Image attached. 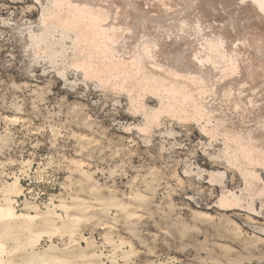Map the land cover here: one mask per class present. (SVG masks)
<instances>
[{
  "label": "rangeland",
  "instance_id": "1",
  "mask_svg": "<svg viewBox=\"0 0 264 264\" xmlns=\"http://www.w3.org/2000/svg\"><path fill=\"white\" fill-rule=\"evenodd\" d=\"M67 1L0 0V203L3 199L2 189L11 183L12 177L15 176L21 178L23 185L22 194L13 197L16 200L15 207L20 213L27 203L37 206L41 212H46L48 210L46 206L51 200L59 205L60 198L67 202L75 196L87 198L86 191L89 183L81 180L75 168L77 162H83L84 169L91 174L97 189L103 195L107 196L108 191L112 190L118 200L128 204L130 197L141 194L145 201L137 212V217L133 219H127L124 212L114 207L105 214H99L98 211L93 210L88 215H93V218L85 219L80 223L74 236L57 235L51 240L43 237L33 249L34 252H43L54 246L61 255L70 257L85 248L88 254L95 255L89 261L101 264H112L113 257H117L122 262L125 252L129 253V262L132 264H264V100H262L264 99V67H262L264 66V12L258 11L249 0H226L227 4L224 3L225 0H197V2L196 0H130L129 3L127 2L129 0H114L117 1L116 7L119 5L118 7L124 12L128 13L127 10H130L131 15H137L133 18L130 14H123L124 12L121 9L118 10V7L115 10L120 12L116 15L122 13L118 16L112 15L114 12L112 4H115L113 0H108L109 3L103 0V4L101 1L99 3V0H89L91 6L95 3L92 9L89 7L88 0ZM71 2L75 3L72 5ZM105 2L109 6L104 4ZM68 4L78 6L85 11L91 10L90 12L96 15L104 10L106 13H102V17L103 14L104 17L108 14L110 19L106 16L105 20L103 17L104 25L102 22L100 25L104 28L112 25L106 27L108 29H111L113 25L116 27L112 28L113 34L115 31L119 33L118 36L116 33L113 35L115 45L112 41L108 43L101 37L102 26L99 27L100 25H97L100 29L98 30L97 27L96 34H99L97 38L102 40L96 38L98 41L94 44L95 47H92L93 51L91 48L82 46V43L85 44L79 41L75 30H69L64 34L60 27L56 28L57 24L53 19L47 17L48 11L56 12L59 9L61 12H69L71 6H66ZM47 7L48 10H46ZM96 8H100L102 12ZM68 15L73 16L70 13ZM111 15L115 19L120 16L122 18L116 21ZM124 15L130 19L124 18ZM48 18L54 25H51ZM123 18L130 21H125ZM42 19L49 20V25ZM81 19L82 22L78 20L83 24L86 20ZM108 20L116 21L114 22L116 25L113 22L109 24ZM139 20L143 22V24L140 22V26ZM127 23L129 26L126 25ZM143 29L147 34L141 33ZM43 32L52 35L50 39L56 44L54 49L48 50L44 44L37 45L33 40L34 36ZM121 32L131 36L129 40L136 37L135 40L133 39L135 42L129 41L136 44L134 50L128 42L127 35L122 34L124 38L127 36L126 40L119 37ZM112 33L109 32V35ZM143 34L147 39L143 37ZM138 35L145 40V44L141 42L142 47L138 42L141 39ZM206 35L208 37L212 35L209 38L216 41L227 40L224 44L227 50L226 58L222 60L224 63L214 58L212 62H207L206 48L213 40L207 39ZM117 37L119 40H116ZM99 41L104 42V46L103 42L100 43L103 48L97 44ZM118 41H123L124 46H117L121 44ZM148 41L151 44L146 45ZM187 41H190L189 45ZM152 43L154 47L151 46ZM105 44L111 45H106L110 48L107 49ZM201 45L204 47L202 48ZM81 47L83 48L80 50ZM113 47H116L117 51L121 48L124 52L113 53L115 51L111 50ZM123 47L128 49L127 52L131 48L136 54L137 49L142 48L140 50L142 53L139 52L140 56H138L143 58H140L141 61L139 58L135 60L134 57H138L135 53L126 57L127 52ZM146 48L150 60L148 56L146 57V52H143L147 50ZM104 49L109 55L113 53V56H109ZM59 50L62 54L65 51V54H59ZM91 51L92 55L89 53ZM100 52L105 53L103 55ZM150 52L154 54L151 55ZM97 53H99L98 60ZM121 56L123 57L120 58ZM129 56L137 62L140 61L141 64L138 62L139 65H137L138 63H134ZM202 57H206L205 60ZM253 57L254 59L257 57L255 61ZM119 58L128 65L125 73L119 70L112 77L99 72L112 60L115 62L117 59V62H121L118 61ZM200 61L204 63L200 64ZM86 63L95 69L99 66L97 71L100 69L98 71L100 77L96 78L97 71L93 74L87 71ZM101 64L104 66L100 67ZM167 67L171 68L167 69ZM134 69H136L135 72L131 71ZM147 74L156 76L158 81L148 82ZM114 77L118 81H114ZM120 77H123L124 81ZM99 78L101 80H98ZM163 84L167 87L173 84L186 87L190 93L192 92L191 105L182 103L179 110L178 107L176 108L178 111H172L166 107L171 100ZM142 85H146L147 88ZM133 86L135 89L132 88ZM131 96L134 98L132 99ZM161 102L165 108H161L163 106ZM197 105L203 108V110L200 109L203 111L201 119L198 117L200 114L192 116ZM144 109L147 113H144ZM155 110L159 111L156 117L154 114L152 116ZM184 111L190 114L186 115ZM147 114L149 116L146 119ZM205 117L208 119L206 120ZM237 146L240 148L238 149ZM248 148L252 150L253 155L255 154L253 157ZM246 154H248L247 157H244ZM259 156L262 157L256 158ZM210 172H222L224 176L223 178L215 177ZM253 173L257 175V179H253ZM228 192L239 195L240 203L237 205L239 208L234 206L233 210L227 211V208L223 206L220 200L223 196L229 195ZM55 211L61 220H66L67 215L74 213L70 211L66 213L61 208ZM33 227L37 228L35 224ZM103 228L106 229L103 230ZM7 243L9 250L14 248L13 241ZM24 255V251H19L11 257L6 255L5 258L11 259L14 264H26ZM73 264L82 263L74 262Z\"/></svg>",
  "mask_w": 264,
  "mask_h": 264
},
{
  "label": "bare ground",
  "instance_id": "2",
  "mask_svg": "<svg viewBox=\"0 0 264 264\" xmlns=\"http://www.w3.org/2000/svg\"><path fill=\"white\" fill-rule=\"evenodd\" d=\"M56 1V0H55ZM60 1V0H59ZM69 1V0H68ZM67 1V2H68ZM71 1H74V0H71ZM82 1H84V0H82ZM89 1V0H88ZM88 1H86V2H88ZM103 1V0H99V3H101V2ZM106 1V0H105ZM108 1V0H107ZM114 1V0H113ZM164 1H166V0H164ZM193 1V0H192ZM218 1V0H217ZM222 1V0H221ZM246 1V0H245ZM250 1V3L253 5V6H255V8H257V10L258 11H260V12H264V0H249ZM248 1V2H249ZM63 2V1H62ZM61 2V3H62ZM66 2V1H65ZM64 2V3H65ZM76 2H77V0H76ZM95 2H97V1H95ZM104 2V1H103ZM103 2H102V4H103ZM110 1H108V3H109ZM119 3H120V1H118ZM124 2V1H123ZM128 3L130 2V0L129 1H127ZM196 2H197V0H196ZM199 2V1H198ZM206 2V1H205ZM207 2H209V1H207ZM242 2V1H241ZM55 3H57V2H55ZM55 3H53V5L55 4ZM58 3H60V2H58ZM60 3V4H61ZM64 3L62 4L63 6H64ZM72 3H75V2H71V4ZM88 3H90V1L88 2ZM87 3V5H89ZM114 3L115 4H112L114 7H113V9H114V12H116V10L120 7L119 5V7L117 8L116 7V3H117V1L115 2L114 1ZM118 3V4H119ZM126 3V2H125ZM187 3V2H186ZM224 3H226V0H225V2ZM224 3H223V5H224ZM228 3V2H227ZM226 3V4H227ZM235 3V2H234ZM95 4V3H94ZM94 4L92 3V6H91V3H90V5H89V7H91V9H92V7L94 6ZM101 4V5H102ZM104 4H106V5H108L106 2L104 3ZM182 4H184V3H182ZM203 4V3H202ZM220 4H222V3H220ZM230 4V3H229ZM232 4V3H231ZM244 4V3H243ZM59 5V4H58ZM61 5V6H62ZM73 5V4H72ZM72 5H70L71 6V8L69 9V12L68 11H63V12H61L59 9H58V11H54L53 9V11H48V16L47 15H45V16H47V17H49V18H51V19H53V21L57 24V27L56 28H58V27H60L61 29H62V31L61 32H63L64 34L65 33H67L69 30L70 31H72V30H75L76 31V33L78 34L77 36H78V38H79V41H82V42H84V44L85 45H83V43H82V46L84 47V46H86V47H88V48H91L92 49V47L94 46V44L96 43V41H98L97 39H99V38H97V36L99 37V34L97 35L96 33H97V25H100L101 24V22H102V19H103V17H104V14H103V17H102V13H106L104 10H103V12H102V10H101V14H98V15H96V14H94V12L92 13V12H90L91 10H84V9H80L78 6H72ZM75 5V4H74ZM87 5L85 6V7H87ZM111 5V6H112ZM121 5V4H120ZM126 5V4H125ZM125 5H124V7H125ZM165 5V4H164ZM198 5V4H197ZM222 5V6H223ZM239 5V4H238ZM249 4H247V6H248ZM66 6H69V4L68 5H66ZM69 6V7H70ZM82 5H80V7H81ZM105 5H103V7H104ZM109 6V5H108ZM211 6V5H210ZM212 6H213V4H212ZM211 6V7H212ZM220 6V5H219ZM219 6H218V8H219ZM221 6V7H222ZM250 6V5H249ZM53 7V6H52ZM72 7H74V8H72ZM76 7V8H75ZM97 7V6H96ZM116 7V8H115ZM121 7H122V5H121ZM127 7V6H126ZM185 7V6H184ZM194 7V6H193ZM199 7H200V5H199ZM217 7V6H216ZM226 7H227V5H226ZM232 7V6H231ZM236 7V6H235ZM245 7V6H244ZM244 7H242V8H244ZM251 7V6H250ZM54 8V7H53ZM59 8V7H58ZM61 8H64V7H61ZM81 8H84L83 6L81 7ZM95 8V7H94ZM112 8V7H111ZM129 8V7H128ZM127 8V9H128ZM151 8V7H150ZM188 8V7H187ZM50 9V8H49ZM67 9V8H66ZM65 9V10H66ZM86 9V8H85ZM97 10H99L98 8H96ZM107 9H109V8H107ZM116 9V10H115ZM121 8H119L118 10H120ZM125 9V8H124ZM126 9V10H127ZM189 9V8H188ZM207 9V8H206ZM212 9V8H211ZM211 9H209V10H211ZM224 9V8H223ZM225 9H227V8H225ZM229 9H231V8H229ZM234 9H236V8H234ZM254 9V8H253ZM45 10V9H44ZM46 10H48V7H47V9ZM64 10V9H63ZM112 10V9H111ZM122 10V9H121ZM140 11H141V9H139ZM138 10V11H139ZM184 10H186V9H184ZM201 10V9H200ZM219 10V9H218ZM233 10V9H232ZM239 10V9H238ZM244 10V9H243ZM248 10V9H247ZM95 11V10H94ZM123 12H124V10H122ZM127 11H129L130 12V10H127ZM135 11H137V10H135ZM134 11V12H135ZM213 11V10H212ZM222 11V10H221ZM45 12V11H44ZM95 12H98V11H95ZM112 13V15H116L117 13H119L118 11L116 12V13ZM127 13L126 11L123 13V14H126V15H128V14H130V13ZM133 12V11H132ZM185 12V11H184ZM228 12V11H227ZM241 12V11H240ZM70 13V14H72L73 16H70V15H68V14ZM122 13V12H121ZM120 13V14H121ZM186 13V12H185ZM201 13V12H200ZM207 13H208V11H207ZM215 13V12H214ZM213 13V14H214ZM223 12H221V14H222ZM233 13V12H232ZM236 13H238V12H236ZM120 14H118V15H120ZM144 14V13H143ZM206 14V13H205ZM209 14V13H208ZM111 15V16H112ZM118 15H116V16H118ZM126 15H124V18H129V17H125ZM131 15V14H130ZM229 15V14H228ZM257 15H258V13H257ZM108 17V14L106 15L105 14V17H104V19L106 18L107 19V17ZM133 16V14L130 16V17H132ZM137 16V15H136ZM136 16H133V18L134 17H136ZM203 16V15H202ZM207 16V15H206ZM234 16V15H233ZM261 16H262V14H261ZM44 17V16H43ZM210 17V16H209ZM236 17V16H235ZM48 18V19H49ZM81 18H84L86 21V23L84 22L83 24H81L80 23V21L82 20ZM109 18V17H108ZM112 18H114L113 16H112ZM122 17L120 16V18H117L116 17V19H121ZM123 18V19H124ZM139 18V17H138ZM142 18V17H141ZM140 18V19H141ZM144 18V17H143ZM187 18V17H186ZM185 18V19H186ZM204 18V17H203ZM207 18V17H206ZM222 18V17H221ZM241 18V17H240ZM249 18H251V17H249ZM262 18V17H261ZM78 19H80V21L78 20ZM105 19V20H106ZM110 19V18H109ZM115 19V18H114ZM115 19V20H116ZM130 19V18H129ZM229 19V18H228ZM242 19H243V17H242ZM248 19V18H247ZM255 19V18H254ZM259 19V18H258ZM43 21L44 20H46V19H42ZM50 20V19H49ZM48 20V21H49ZM105 20H103L104 22H105ZM118 20H116V21H118ZM125 21L126 20H128V19H124ZM123 20V21H124ZM183 20V19H182ZM188 20V19H187ZM220 20V19H219ZM235 20V19H234ZM253 20V19H252ZM47 21V20H46ZM48 21H47V23H48ZM84 21V20H83ZM109 21V20H108ZM116 21H112L113 23L115 22L116 23ZM128 21H130V20H128ZM127 21V22H128ZM142 21H143V19H142ZM142 21H140L139 20V26H140V22H142ZM145 21V20H144ZM186 21V20H185ZM191 21H192V18H191ZM190 21V22H191ZM215 21V20H214ZM50 23H51V20L49 21ZM82 22V21H81ZM88 22V23H87ZM110 22L111 21H109V24H110ZM111 22V23H112ZM190 22H188V23H190ZM222 22V21H221ZM220 22V23H221ZM225 22V21H224ZM234 22V21H233ZM248 22V21H247ZM262 22H263V20H262ZM112 23V24H113ZM114 23V24H115ZM133 23V22H132ZM135 23V22H134ZM182 23V22H181ZM187 23V22H186ZM207 23V22H206ZM227 23V22H226ZM231 23V22H230ZM243 23V22H242ZM244 23H246V22H244ZM102 24H103V22H102ZM108 24V23H107ZM120 24H121V22H120ZM125 24V23H124ZM142 24H143V22H142ZM141 24V25H142ZM217 24H219V23H217ZM223 24H225V23H223ZM47 25H49V23L47 24ZM51 25H54V24H52L51 23ZM104 25V24H103ZM106 25V24H105ZM116 25V24H115ZM117 25H118V23H117ZM126 25H128V23L126 24ZM179 25V24H178ZM183 24H181V26H182ZM204 25V24H203ZM210 25V24H209ZM220 25H222V24H220ZM102 25H100L99 27H101ZM110 26H112V25H110ZM109 25L108 26H105V28L102 26L101 27V29L98 27V30L100 29L101 30V32L100 31H98V33L100 32V34H101V37L102 38H104L105 40H107L108 41V43H110V41H112V44H114L115 45V42H113L114 41V39H115V37L113 36V35H116L117 34V32L115 31H113L114 32V34L112 33V28L114 27V25H113V27L110 29H108V28H106V27H110ZM121 26V25H120ZM129 26V25H128ZM133 26V25H132ZM138 26V25H137ZM184 26V25H183ZM190 26H191V23H190ZM214 26V25H213ZM232 26H234V25H232ZM248 26H251V25H248ZM118 27V26H117ZM188 27V26H187ZM197 27V26H196ZM196 27H195V29H196ZM217 27V26H216ZM221 27V26H220ZM258 28H259V26H257ZM48 28H51V27H48ZM53 28H55V27H53ZM59 28V29H60ZM114 28H116V27H114ZM113 28V29H114ZM118 28H120V27H118ZM123 28H125V26L123 25ZM132 28V27H131ZM140 28V27H139ZM179 28V27H178ZM177 28V29H178ZM214 28V27H213ZM218 28V27H217ZM241 28V27H240ZM244 28V27H243ZM252 28H254V27H252ZM252 28H250V29H252ZM263 28V27H262ZM261 28V29H262ZM60 29V30H61ZM126 29V28H125ZM127 29H129L128 27H127ZM176 29V30H177ZM198 29V28H197ZM237 29V28H236ZM242 29V28H241ZM249 29V30H250ZM48 30V29H47ZM111 30V31H110ZM123 30V29H122ZM122 30H120V31H122ZM130 30V29H129ZM205 30V29H204ZM212 30V29H211ZM215 30V29H214ZM226 30H228V29H226ZM238 30V29H237ZM132 31H134V30H132ZM135 31H136V29H135ZM134 31V32H135ZM179 31V30H178ZM206 31V30H205ZM204 31V32H205ZM216 31V30H215ZM233 31V30H232ZM247 31V30H246ZM253 31V30H252ZM50 32V31H49ZM109 32H111L112 34L111 35H109ZM134 32H131V33H134ZM201 32V31H200ZM216 32H218V31H216ZM221 32V31H220ZM248 32V31H247ZM263 32V31H262ZM116 33V34H115ZM124 33H125V31H124ZM141 33H145V30L143 29V31L141 32ZM232 33V32H231ZM52 34V33H51ZM119 34V33H118ZM118 34L116 35V36H118ZM122 32H121V34L119 35V37L121 36L122 37ZM134 34H136V33H134ZM134 34L132 35L133 37H134ZM145 34H147V33H145ZM145 34H143V37H144V35ZM181 34V33H180ZM183 34H184V32H183ZM196 34H198V33H196ZM218 34V33H217ZM225 34H226V32H225ZM233 34V33H232ZM240 34V33H239ZM250 34V33H249ZM69 35V34H68ZM76 35V34H75ZM125 35H127V34H125ZM124 34H123V36H125ZM130 35V34H129ZM137 35V34H136ZM172 35V34H171ZM185 35V34H184ZM199 35V34H198ZM213 35V34H212ZM211 35V36H212ZM219 35V34H218ZM223 35V34H222ZM222 35L219 37L220 39H221V37H222ZM236 35H237V33H236ZM251 35V34H250ZM128 36V35H127ZM126 36V37H127ZM141 36V35H140ZM139 35H138V37L139 38H141ZM170 36V35H169ZM207 36V35H206ZM211 36H209V37H211ZM231 36H233V35H231ZM242 36V35H241ZM262 36V35H261ZM52 37V35H50V34H48V33H46V32H43V33H41L40 35H38V36H34L33 37V40L35 41V43L37 44V45H41V44H44L45 45V47H46V49H48V50H52V49H54V46L56 45L55 43H53V41H51V38ZM65 37H67L66 35H65ZM64 36L62 37L63 39L65 38ZM76 37V36H75ZM125 37V38H126ZM129 37H131V36H128V42L130 41V42H132V40L134 39L135 40V38H130V39H132V40H129ZM146 37H149V35L147 36L146 35ZM208 36H207V39L209 38ZM246 37V36H245ZM51 38V39H50ZM97 38V39H96ZM123 39H125L124 37H122ZM122 38H120V39H122ZM138 38V39H139ZM145 38V37H144ZM143 38V39H144ZM169 38V37H168ZM171 38V37H170ZM169 38V39H170ZM204 38H205V36H204ZM263 38V37H262ZM101 39V38H100ZM99 39V40H100ZM118 39V37L116 38V40ZM122 39V40H123ZM142 39V38H141ZM141 39H139L140 41H138V40H136V41H138V42H140V44H141V42H143L144 44H145V40H141ZM145 39H147V38H145ZM150 39V38H149ZM206 39V40H207ZM210 39V38H209ZM225 39V38H224ZM244 39V38H243ZM102 40V39H101ZM115 40V41H116ZM119 40V39H118ZM126 40V39H125ZM133 40V41H134ZM162 40V39H161ZM165 40V39H164ZM187 40V39H186ZM210 40H213V39H210ZM215 40V41H214ZM213 41H210L209 42V44H208V46H207V53H208V55H207V62L208 61H211L212 60V58H214L215 60H220V61H222L224 58H226V56H225V54H226V49L224 48V44H225V42H227V40L225 41V42H223V40H218V41H216V39H214ZM246 40H247V38H246ZM75 41H77V40H75ZM74 41V42H75ZM150 41V40H149ZM149 41H148V43L146 44V45H148V44H151V43H149ZM184 41V40H183ZM183 41H182V43H183ZM200 41V40H199ZM204 41V40H203ZM235 41V40H234ZM33 42V41H32ZM59 42V41H58ZM101 42H103V41H101ZM100 41H99V43H97V44H99V47H101V45H100V43H101ZM119 43H121V44H118L117 46H119V45H122V42H120V41H118ZM129 42V44L130 45H132L133 47V50H134V48H135V45L134 44H132V43H130ZM135 42V41H134ZM151 42V41H150ZM163 42V41H162ZM167 42H169V40L167 41ZM176 42V41H175ZM185 42V41H184ZM188 42H190V41H187V44H188ZM192 42V41H191ZM208 42V41H207ZM247 42H249V41H247ZM246 42V43H247ZM255 42V41H254ZM260 42V41H259ZM262 42V41H261ZM124 43H125V45H126V41H124ZM143 43L141 44V46L140 47H142V45H143ZM176 43H178V42H176ZM182 43H181V45H182ZM205 43H206V41H205ZM229 43V42H228ZM237 43V42H236ZM253 43V42H252ZM103 44V46H104V42L102 43ZM117 44V43H116ZM128 44V43H127ZM155 44V43H154ZM170 44V43H169ZM190 44V43H189ZM188 44V45H189ZM203 45H204V43H202ZM251 44V43H250ZM256 44V43H255ZM58 45V44H57ZM108 46L109 44H105V46ZM130 45H129V47H130ZM138 45H139V43H138ZM176 45V44H175ZM184 45V44H183ZM228 45V44H227ZM234 45V44H233ZM236 45V44H235ZM234 45V46H235ZM244 45V44H243ZM76 46H77V44L75 45V49H76ZM96 46H98V45H96ZM106 46V47H107ZM109 46H111V45H109ZM116 46V47H117ZM122 46H124V45H122ZM121 46V47H122ZM152 47H154L155 45H153V43H152V45H151ZM172 46V45H171ZM179 46V45H178ZM192 46V45H191ZM200 46V45H199ZM206 46V45H205ZM62 47V46H61ZM83 47H81V48H79L80 50L83 48ZM85 47V48H86ZM95 47V46H94ZM115 47V48H116ZM137 48H138V46H136ZM145 47H147V46H145ZM149 47V46H148ZM168 47V46H167ZM201 47H202V45H201ZM204 47V46H203ZM202 47V48H203ZM227 47H229V46H227ZM239 47V46H238ZM244 47V46H243ZM251 47V46H250ZM44 48V47H43ZM101 48H103V47H101ZM100 48V50H102ZM108 48H110V47H107V49ZM115 48L113 47V48H111V50L112 49H114L115 50ZM120 48V47H119ZM123 48H125L126 49V47H123ZM144 48V47H143ZM176 48H178V47H176ZM195 48V47H194ZM201 48V49H202ZM245 48V47H244ZM253 48V47H252ZM56 49V48H55ZM77 49H78V47H77ZM76 49V50H77ZM95 50H97L96 48H94ZM99 49V48H98ZM147 49V48H146ZM152 48H150V50H151ZM154 49V48H153ZM198 49V48H197ZM199 49H200V47H199ZM231 49V48H230ZM255 49V48H254ZM62 50V49H61ZM61 50H59L60 52H59V54H61V55H63V54H65L64 52H63V54H62V51ZM80 50H78L79 52H80ZM85 50H87V49H85ZM100 50H98V51H100ZM105 50V49H104ZM119 50V49H118ZM127 50L128 49H126V52H127ZM133 50H131V48H130V53L129 52H127V53H125V54H127L126 55V57L129 55V54H131V56H132V53H135V51H133ZM138 50V51H137ZM136 51H137V56L139 55L140 56V54H139V52H140V50H142V48L139 50V49H137ZM149 50V51H150ZM155 50V49H154ZM159 50V49H158ZM173 50V49H172ZM174 50H175V48H174ZM195 50V49H194ZM247 50V49H246ZM258 50H260V49H258ZM78 51H77V53H78ZM90 51V50H89ZM92 51H93V49H92ZM92 51L91 52H89V53H91V55H92ZM105 51H107V50H105ZM117 50H115L113 53H115ZM119 51H123L124 52V50L123 49H121L120 48V50ZM119 51H117V52H119ZM132 51V52H131ZM148 49L147 50H143V52H146V57L148 56ZM163 51V50H162ZM186 51V50H185ZM191 51V50H190ZM206 51V50H205ZM253 51V50H252ZM57 52H58V50H57ZM84 52V51H83ZM87 52H88V50H87ZM111 53H112V51H110ZM122 52V53H123ZM168 52V51H167ZM177 52H179V51H177ZM196 52V51H195ZM232 52V51H231ZM238 52H239V50H238ZM243 52V51H242ZM256 52L258 53V51L256 50ZM263 52H264V50H263ZM54 53V52H53ZM74 53H76V51H74ZM89 53H87V54H89ZM104 53L105 52H100V54H103L104 55ZM107 53H108V51H107ZM113 53L112 54H110L111 56H113ZM140 53H142V52H140ZM151 53V52H150ZM159 53V52H158ZM180 53V52H179ZM179 53H177V54H179ZM204 53V52H203ZM202 53V54H203ZM228 53V52H227ZM245 53V52H244ZM249 53V52H248ZM57 54V53H56ZM79 54V53H78ZM81 54H82V52H81ZM94 54V53H93ZM117 54H120V53H117ZM117 54H115L116 56H117ZM152 54H154V52L153 53H151V55ZM157 54V53H156ZM161 54V53H160ZM164 54V53H163ZM170 54V53H169ZM188 54V53H187ZM205 54V53H204ZM230 54V53H229ZM98 55H99V53H97V60H98ZM108 55H109V53H108ZM109 55V56H110ZM114 55V56H115ZM121 55V54H120ZM135 55V56H136ZM141 55H145V54H141ZM168 55V54H167ZM194 55V54H193ZM198 55V54H197ZM250 55V54H249ZM260 55V54H259ZM76 56V55H75ZM85 56V55H84ZM116 56H115V58H116ZM131 56H129L130 58H131V60H133V58L131 57ZM139 56L138 57H134L135 58V60H138L137 58H139ZM153 56H155V55H153ZM180 56V55H179ZM183 56V55H182ZM200 56H201V54H200ZM203 56V55H202ZM228 56H230V55H228ZM245 56V55H244ZM80 57V59H81V55L79 56ZM87 57V56H86ZM85 57V58H86ZM89 57H91L92 58V56H89ZM93 57H95V54L93 55ZM123 56H121L120 58H122ZM125 57V56H124ZM151 57V56H150ZM162 57V56H161ZM193 57V56H192ZM248 57V56H247ZM90 58V59H91ZM100 58V57H99ZM118 58V57H117ZM119 58V59H120ZM140 58H143V56L142 57H140ZM139 58V59H140ZM153 58V57H152ZM163 58V57H162ZM166 58H168V57H166ZM172 58V57H171ZM171 58H170V60H171ZM178 58V57H177ZM183 58V57H182ZM197 58V57H196ZM203 58V57H202ZM206 58V57H205ZM205 58H203L204 60H205ZM230 58H232V57H230ZM257 58V57H256ZM255 58V59H256ZM79 59V58H78ZM77 59V62L79 61ZM93 59V58H92ZM95 60H96V58H94ZM110 59V58H109ZM148 59H149V56H148ZM164 59H165V57H164ZM174 59V58H173ZM213 59V60H214ZM245 59V58H244ZM247 59H249V58H247ZM251 59V58H250ZM253 59H254V57H253ZM255 59H254V61H255ZM261 59V58H260ZM75 60V59H74ZM87 60L89 61V59L87 58ZM96 60V61H97ZM104 60H106V58L104 59ZM113 60H115L114 58H113ZM113 60H112V62L111 63H109L108 65H105L106 63H104V68L102 69L101 68V70L99 71L100 73L102 72V73H106L107 74V76L109 75V76H112L113 77V75H115L116 73H118V71L120 70L121 72H124L125 70H126V67H128V65H125V63H123L122 61L123 60H118V61H121V62H117V59H116V61L115 62H113ZM125 60V59H124ZM135 60H133L134 61V63H136L137 61H135ZM150 60V59H149ZM179 60V59H178ZM194 60H196V59H194ZM199 60H200V57H199ZM84 61V60H83ZM82 61V62H83ZM92 61H94V60H92ZM91 61V62H92ZM126 61V60H125ZM128 61V60H127ZM130 61V60H129ZM132 61V62H133ZM140 61H141V59H140ZM140 61H138L139 63H140ZM148 61V60H147ZM166 61V60H165ZM181 61V60H180ZM183 61V60H182ZM187 61V60H186ZM250 61V60H249ZM260 61V60H259ZM263 61V60H262ZM77 62H75V63H77ZM99 62H100V60H99ZM99 62H98V64H99ZM102 62H105V61H102ZM137 62V63H138ZM153 62H154V59H153ZM156 62V61H155ZM158 62V61H157ZM167 62V61H166ZM201 62H203V61H200V64H201ZM212 62V61H211ZM223 62V61H222ZM231 62V61H230ZM248 62V61H247ZM88 63V62H87ZM86 63V67L83 65V67H85L86 68V70L87 71H89V72H91L92 74H93V72H95L96 73V71H97V69L99 68V66H98V64H97V66H98V68L97 69H95V68H93V66L92 65H88ZM131 63V62H130ZM136 63V64H137ZM139 63L137 64V65H139ZM143 63V62H142ZM160 63V62H159ZM164 63V62H163ZM172 63V62H171ZM176 63V62H175ZM178 63V62H177ZM181 63V62H180ZM183 63H184V61H183ZM199 63V62H198ZM204 63V62H203ZM202 63V64H203ZM216 63V62H215ZM219 63V62H218ZM224 63V62H223ZM226 63V62H225ZM74 64V63H73ZM84 64V63H83ZM103 64V63H102ZM102 64L100 65V67H103L102 66ZM136 64H134L135 66H136ZM141 64V63H140ZM150 64V63H149ZM186 64V63H185ZM193 64V63H192ZM232 64H233V61H232ZM253 64V63H252ZM260 65H261V63H259ZM76 65H78V63L76 64ZM154 65V64H153ZM162 65V64H161ZM173 65H174V63H173ZM172 65V66H173ZM189 65H191V64H189ZM195 65V64H194ZM199 65V64H198ZM217 65V64H216ZM225 65V64H224ZM231 65V64H230ZM244 65V64H243ZM246 65V64H245ZM95 67H96V65H94ZM144 65L142 64V67H143ZM147 66V65H146ZM162 66H164V65H162ZM167 66V65H166ZM171 66V67H172ZM192 66V65H191ZM202 66V65H201ZM204 66V65H203ZM218 66H219V64H218ZM217 66V67H218ZM220 66H221V63H220ZM248 66V65H247ZM246 66V67H247ZM77 67V66H76ZM83 67H81L82 69H83ZM138 67H141V66H138ZM170 67V68H171ZM175 67H176V65H175ZM195 67H197V66H195ZM199 67V66H198ZM209 67V66H208ZM222 67V66H221ZM232 67V66H231ZM241 67H244V66H241ZM240 67V68H241ZM249 67V66H248ZM262 67H264V66H262ZM81 68H79L80 70H81ZM144 69H145V67H143ZM157 68H158V66H157ZM156 68V69H157ZM160 68V67H159ZM163 68V67H162ZM165 68V67H164ZM163 68V69H164ZM169 67H167V69H168ZM169 68V69H170ZM174 68V67H173ZM172 68V70H174ZM191 68V67H190ZM206 68V67H205ZM234 68V67H233ZM78 69V68H77ZM155 69V70H156ZM177 69H178V67H177ZM222 69V68H221ZM225 69V68H224ZM223 69V70H224ZM130 70V69H129ZM135 70L136 69H134V70H131V71H134L135 72ZM138 70V69H137ZM159 71H161L160 69H158ZM186 69H184V71H185ZM194 70V69H193ZM192 70V71H193ZM212 70H213V68H212ZM211 70V71H212ZM247 70V69H246ZM246 70H244V71H246ZM259 70V69H258ZM97 71V76H96V78L97 77H100V76H98L100 73ZM147 71H148V69H147ZM146 71V72H147ZM171 71V70H170ZM200 71V70H199ZM205 71V70H204ZM219 71H220V69H219ZM219 71H218V73H219ZM243 71V72H244ZM252 71V70H251ZM126 72V71H125ZM124 72V73H125ZM142 72V71H141ZM168 72V71H167ZM178 72V71H177ZM176 72V73H177ZM196 72H198V71H196ZM203 72V71H202ZM226 72V71H225ZM249 72V71H248ZM260 72V71H259ZM85 73H87V72H85ZM123 73V74H124ZM128 73V72H127ZM127 73H126V75H127ZM131 73V72H130ZM129 73V74H130ZM185 73V72H184ZM187 73V72H186ZM190 73V72H189ZM222 73V72H221ZM91 74V75H92ZM106 74H104V75H106ZM122 74V75H123ZM132 74V73H131ZM130 74V75H131ZM140 74V73H139ZM172 74H173V72H172ZM180 74V73H179ZM205 75H206V73H204ZM246 74V73H245ZM244 74V75H245ZM259 74V73H258ZM262 74V73H261ZM89 75H90V73H89ZM90 75V76H91ZM96 75V74H95ZM102 75V74H101ZM141 75H142V73H141ZM143 75H145V74H143ZM148 75V74H147ZM150 75V74H149ZM148 75V78H146L147 79V81L148 82H157L158 81V78L156 77V76H149ZM153 75V74H152ZM174 75V74H173ZM173 75H171V76H173ZM190 75V74H189ZM198 75H199V73H198ZM203 75V74H202ZM87 76H88V73H87ZM128 76V75H127ZM126 76V78H128ZM131 76H133V74L131 75ZM136 76V75H135ZM137 76H138V74H137ZM140 76V75H139ZM146 76V75H145ZM177 76V75H176ZM184 76H186V75H184ZM220 76H222V75H220ZM228 76V75H227ZM92 77H94L93 75H92ZM106 76H104V78H105ZM141 77V76H140ZM188 77H192V76H188ZM212 77V76H211ZM115 78V77H114ZM114 78H112V79H114ZM123 78V77H122ZM121 77H120V79H122ZM130 78V77H129ZM134 79V77H131V79ZM171 78H173V77H171ZM195 78V77H194ZM193 78V79H194ZM199 78V77H198ZM205 78V77H204ZM216 78V77H215ZM242 78V77H241ZM257 78V77H256ZM118 79V78H117ZM124 79V78H123ZM122 79V80H123ZM136 79V78H135ZM176 79V78H175ZM210 79V78H209ZM214 79V78H213ZM239 79V78H238ZM263 79V78H262ZM98 80H101L100 78L98 79ZM103 80V79H102ZM105 81H106V78L104 79ZM116 80V78L114 79V81ZM232 80V79H231ZM241 80V79H240ZM244 80V79H243ZM242 80V81H243ZM250 80V79H249ZM104 81V82H105ZM116 81H118V80H116ZM121 81V80H120ZM124 81V80H123ZM123 81H122V83H123ZM130 81V80H129ZM198 81V80H197ZM220 81V80H219ZM233 81H235V80H233ZM259 81V80H258ZM162 82H164V81H162ZM192 82V81H191ZM236 82V81H235ZM116 83V82H115ZM128 83H130V82H128ZM152 83V84H153ZM164 83H166V81L164 82ZM185 83V82H184ZM225 83V82H224ZM239 83V82H238ZM242 83V82H241ZM252 83H254V82H252ZM103 84H105V83H103ZM120 84H121V82H120ZM125 85H126V83H124ZM160 84V83H159ZM169 84H171V82L169 83ZM215 84V83H214ZM227 84V83H226ZM234 84V83H233ZM235 84H237V83H235ZM247 84H249V83H247ZM107 85V84H106ZM105 85V86H106ZM151 85V84H150ZM160 85H162V84H160ZM164 85V84H163ZM222 85H224V84H222ZM251 85V84H250ZM253 86H254V84H252ZM127 86V85H126ZM143 87H145V88H147L146 87V85H142ZM157 86V85H156ZM165 87V91L166 92H168V94L167 95H169L168 96V98L171 100V102L170 103H168V105L166 106V107H168L169 109H171L172 111H178L179 110V107H181L180 105H182V103H183V105H184V103H185V105H186V103H188L187 105H191V100H193L192 99V92L190 93L187 89H186V87H178V85L176 86V85H170V86H168L167 87V85L165 84L164 85ZM182 86V85H181ZM189 86V85H188ZM202 86V85H201ZM238 86V85H237ZM253 86H252V88H253ZM258 86V85H257ZM114 87V86H113ZM136 87V86H135ZM149 87V86H148ZM158 88H159V86H157ZM208 87V86H207ZM216 87V86H215ZM218 87V86H217ZM232 87H235V86H232ZM125 88V87H124ZM132 88H134V86L132 87ZM144 88V89H145ZM157 88V89H158ZM163 88V87H162ZM163 88V89H164ZM201 88V87H200ZM205 88V87H204ZM214 88V87H213ZM229 88V87H228ZM127 89V88H126ZM129 89H131V87H129ZM128 89V90H129ZM135 89V88H134ZM137 89V88H136ZM149 89V88H148ZM155 89V88H154ZM156 89V90H157ZM219 89V88H218ZM222 89V88H221ZM121 90V89H120ZM138 90V89H137ZM147 90V89H146ZM150 90H152L151 89V86H150ZM162 90V89H161ZM205 89H203V91H204ZM217 90V89H216ZM223 90V89H222ZM228 90H230V89H228ZM227 90V91H228ZM127 91V90H126ZM143 92V91H142ZM146 92V91H145ZM152 92H153V90H152ZM155 92V91H154ZM200 92H202L201 90H200ZM199 92V93H200ZM224 92V91H223ZM234 92V91H233ZM237 92V91H236ZM239 92V91H238ZM131 93V92H130ZM134 93H135V91H134ZM144 93V92H143ZM158 93V92H157ZM202 93H205V92H202ZM264 93V92H263ZM132 94H133V91H132ZM136 94V93H135ZM147 94H148V92H147ZM152 94H154V93H152ZM222 94V93H221ZM128 95V94H127ZM137 95H139V94H137ZM136 95V96H137ZM144 95V94H143ZM203 95V94H202ZM225 95H227V94H225ZM232 95V94H231ZM263 95V94H262ZM129 96H130V94H129ZM145 96V95H144ZM157 96V95H156ZM201 96V95H200ZM205 96V95H204ZM203 96V97H204ZM253 96V95H252ZM143 97V96H142ZM249 97V96H248ZM251 97V96H250ZM255 97V96H254ZM258 97V96H257ZM131 98H132V96H131ZM134 98V97H133ZM132 98V99H133ZM141 98V97H140ZM198 98H199V96H198ZM243 98V97H242ZM245 98V97H244ZM131 99V101H133ZM138 99V97L136 98V100ZM145 99V98H144ZM143 99V100H144ZM159 99H162V98H159ZM246 99H247V97H246ZM142 100V99H141ZM234 100H235V98H234ZM262 100H264V99H262ZM130 101V102H131ZM140 101V100H139ZM164 101V100H163ZM165 101H166V98H165ZM199 101H201V100H199ZM203 101V100H202ZM140 102H142V101H140ZM207 102V101H206ZM205 102V103H206ZM245 103H246V101H244ZM133 103H134V101H133ZM132 103V104H133ZM137 103V102H136ZM143 103V102H142ZM142 103H140V104H142ZM162 103V102H161ZM196 103V102H195ZM236 103V102H235ZM237 103H239V101L237 102ZM241 103V102H240ZM164 104H167V103H164ZM244 104V103H243ZM264 104V103H263ZM134 105H136V104H134ZM162 105H163V103H162ZM189 105V106H190ZM193 105H195V104H193ZM242 105V104H241ZM138 107H139V105H137ZM164 106V107H163ZM163 106H161V108H165V105H163ZM198 107H196V108H194L195 109V111L192 113V116H193V114H200L198 117H200L201 115H202V113L201 112H203V111H201V110H203V108L201 109V106H199V105H197ZM236 106H238V105H236ZM248 106V105H247ZM178 107V108H177ZM246 107V106H245ZM134 108V107H133ZM141 108H142V106H141ZM176 108L178 109V110H176ZM191 108V107H190ZM193 108V107H192ZM238 108V107H237ZM241 108V107H240ZM167 109V108H166ZM189 109V108H188ZM201 109V110H200ZM242 109V108H241ZM246 109V108H245ZM248 109V108H247ZM251 109V108H250ZM142 110H143V108H142ZM151 110V109H150ZM160 110V109H159ZM154 111V110H153ZM163 111H165V109H163ZM163 111L161 112V113H163ZM168 111V110H167ZM187 111V110H186ZM186 111H184V112H186ZM193 111V110H192ZM149 112V111H148ZM152 112V111H151ZM170 112V111H169ZM188 112V111H187ZM186 112V115L188 114ZM190 112V111H189ZM249 112V111H248ZM144 113H147V112H145V109H144ZM156 113H159V111L158 110H155V112H152V116H153V114L155 115L154 117H156V116H158V115H156ZM160 113V114H161ZM177 114V113H176ZM183 114V113H182ZM181 114V115H182ZM190 114V113H189ZM188 114V115H189ZM207 114H208V112H207ZM206 114V115H207ZM174 115H175V112H174ZM149 115L147 114L146 115V119H147V117H148ZM152 116L150 115V118H152ZM212 116V115H211ZM153 117V118H154ZM203 117V116H202ZM207 117V116H206ZM205 117V119L207 120L208 118H206ZM208 117H210V115L208 116ZM157 119V118H156ZM155 119V120H156ZM181 119V118H180ZM185 119V118H184ZM194 119H195V117H194ZM200 119H201V117H200ZM199 119V120H200ZM211 119V118H210ZM148 120H149V118H148ZM147 121V120H146ZM210 122V121H209ZM208 123V122H207ZM210 124H211V122H210ZM209 124V125H210ZM205 126V125H204ZM202 127V126H201ZM215 127V126H214ZM207 130V129H206ZM219 130V129H218ZM225 130V129H224ZM263 130V129H262ZM202 131H203V128H202ZM209 132V131H208ZM231 136V135H230ZM235 136V135H234ZM259 137V136H258ZM260 137H261V135H260ZM229 138H231L232 139V137H229ZM240 138V137H239ZM256 138V137H255ZM237 139V138H236ZM263 139V138H262ZM226 140V139H225ZM229 140V139H228ZM235 140V139H234ZM256 140V139H255ZM236 141V140H235ZM238 141V140H237ZM241 141V140H240ZM261 141V140H260ZM263 141V140H262ZM256 142V141H255ZM232 143V142H231ZM238 143V142H237ZM248 143H250L249 141H248ZM261 143V142H260ZM257 144V143H256ZM263 144V143H262ZM260 145V144H259ZM254 146V145H253ZM244 147V146H243ZM250 147V146H249ZM252 147V146H251ZM258 147V146H257ZM237 148H238V146H237ZM240 148V147H239ZM238 148V149H239ZM247 148V147H246ZM261 148V147H260ZM263 148V147H262ZM261 148V149H262ZM248 149H250V148H248ZM256 149V148H255ZM264 149V148H263ZM245 150V149H244ZM251 150V149H250ZM250 150H248L249 151V153H250ZM247 151V150H246ZM257 151H258V149H257ZM260 152V151H259ZM262 152H263V150H262ZM246 153H248V152H246ZM244 154H245V152H244ZM243 154V155H244ZM251 154H252V150H251ZM251 154H250V156H251ZM264 154V153H263ZM247 155L248 154H246V156H244V157H247ZM255 155V154H254ZM253 154H252V157L254 156ZM260 155V154H259ZM234 157V156H233ZM262 157V156H261ZM260 156L259 157H256V158H261ZM226 158V157H225ZM251 158V157H250ZM241 159V158H240ZM245 159V158H244ZM252 160V159H251ZM250 160V161H251ZM256 161V160H255ZM254 161V162H255ZM260 161V160H259ZM253 162V163H254ZM262 162V161H261ZM264 162V161H263ZM246 163V162H245ZM229 164V163H228ZM248 164V163H247ZM260 164V163H259ZM263 164V163H262ZM251 165H252V163H251ZM258 165V164H257ZM75 168H76V170H77V172H78V174H79V176L82 178L81 180L82 181H85V182H87V183H89V187L87 188V191H86V194H87V198H82V197H80V196H75V197H72L71 198V201L70 202H67L66 200H64L63 198H60V200H59V202H60V204L59 205H56L55 203H54V201L53 200H51V202L46 206V208L48 209L46 212H41V211H39V209H38V207L37 206H35V205H32V204H30V203H27L26 204V206H25V208H24V210H22V212L20 213L18 210H17V208L15 207V202H16V200H14L13 199V197H18V196H20L21 194H22V190H23V185L21 184V178L20 177H18V176H15V177H12L13 178V181L11 182V183H8L6 186H4V188L2 189V196H3V199H1V203H0V264H14L13 263V261L11 260V259H6L5 258V256L6 255H8L9 257H11L14 253H17V252H19V251H24L25 252V255H24V260H26V264H73L74 262H77V263H82V264H101V263H97V262H92V261H89V259L90 258H92V257H95V255H93V254H88L86 251H85V248H82L81 250H79L75 255H73V256H70V257H64L63 255H61V252H59V250H57L54 246H51L50 248H48V249H46L45 251H43V252H34V248L40 243V241H41V238H43V237H48L50 240L53 238V237H55V236H57V235H59V236H64L65 234H68V236H70V237H72V236H74L75 235V233L77 232V228H78V226H79V224L80 223H82L85 219H92L93 218V215H91V216H88L89 215V213L91 212V211H93V210H96V211H98V213L99 214H105V213H107L108 211H109V209L110 208H112V207H114V208H116L117 210H119V211H122V212H124L125 213V215H126V218L127 219H133V218H135V217H137V212L141 209V207L143 206V203H144V196H142L141 194H135L134 196H132V197H130V203H125V202H123V201H121V200H118L116 197H115V193L112 191V190H109L108 191V195L107 196H105V195H103L100 191H99V189H97V185L95 184V180L92 178V176H91V174H89L85 169H84V164H83V162H77L76 163V165H75ZM263 168V167H262ZM245 170V169H244ZM247 173V172H246ZM251 173V172H250ZM249 173V174H250ZM210 174H213V176L215 175V177H222L223 178V176H224V173H222V172H217V173H212V172H210ZM209 174V175H210ZM243 174H244V172H243ZM243 174H242V176H243ZM254 174V173H253ZM254 175H256V174H254ZM252 176V177H254L253 179H257V175H256V177L255 176ZM213 176L211 175V179H213ZM244 176H246V175H244ZM258 176H260V175H258ZM247 178V177H246ZM245 178V179H246ZM250 178V177H249ZM248 178V179H249ZM221 179V178H220ZM251 179V178H250ZM253 179H251V180H253ZM214 180H217V179H214ZM250 180V181H251ZM260 180H262L261 178H260ZM254 181V180H253ZM261 182V181H260ZM211 183H212V180H211ZM83 186V185H82ZM263 191V190H262ZM229 193V195H227V196H223V198L220 200L221 201V203L223 204V206L224 207H226L227 208V211H231V210H233L232 209V207L234 208V206H237V205H239V203H240V198L237 196V195H235L234 193H232V192H228ZM261 193V192H260ZM263 194V193H262ZM253 199V198H252ZM70 200V199H69ZM249 202V201H248ZM253 202V201H252ZM251 204V203H250ZM254 206V205H253ZM53 207V208H52ZM238 207V206H237ZM237 207L235 208V209H237ZM57 208H61V209H63L66 213H68L69 211L70 212H74V213H72V214H69V215H67V218H66V220H61V217L56 213V211H55V209H57ZM239 208V207H238ZM253 209H254V207H253ZM226 210V209H225ZM252 211V210H251ZM241 212V211H240ZM255 212V211H254ZM251 214V213H250ZM252 217V216H251ZM34 224L37 226V228H35L34 229ZM236 225V224H235ZM237 226V225H236ZM104 229H106V228H103V230ZM237 229L239 230V227L237 226ZM263 232H264V230H263ZM263 236V235H262ZM8 241H13V243H14V248H12L11 250H9V247H8ZM75 242V241H74ZM130 246H131V248H132V245L130 244ZM29 250H32V252H29ZM129 258H130V256H129V253L128 252H125L124 253V255H123V257H122V262H120L121 260H118V258L117 257H113V259H112V264H132V263H130L129 262ZM87 259V260H86ZM23 260V261H24Z\"/></svg>",
  "mask_w": 264,
  "mask_h": 264
}]
</instances>
